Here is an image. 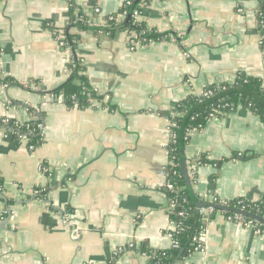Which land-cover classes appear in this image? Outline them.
Here are the masks:
<instances>
[{
  "label": "crops",
  "instance_id": "crops-1",
  "mask_svg": "<svg viewBox=\"0 0 264 264\" xmlns=\"http://www.w3.org/2000/svg\"><path fill=\"white\" fill-rule=\"evenodd\" d=\"M123 2L0 0V79L10 80L0 119L45 126L32 150L0 128V264H147L141 245L171 248L177 223L162 188L175 107L240 72L264 87L259 0H151L140 20L168 35L136 47L131 32L95 30L105 16L122 20ZM75 63L98 96L84 108L52 93ZM183 155L199 201L264 208V121L254 112L209 119ZM202 155L214 163L198 164ZM210 214L202 249L177 264H264L263 231Z\"/></svg>",
  "mask_w": 264,
  "mask_h": 264
},
{
  "label": "trees",
  "instance_id": "trees-1",
  "mask_svg": "<svg viewBox=\"0 0 264 264\" xmlns=\"http://www.w3.org/2000/svg\"><path fill=\"white\" fill-rule=\"evenodd\" d=\"M150 4L151 0H125L122 5L123 19L118 20L114 15L105 16L102 26L95 28V30L109 34L118 30L134 31L138 34V40L142 44L164 40L168 34L147 29L141 20L140 22L134 21L133 13L135 11L144 13V9L149 7ZM259 4L258 28L262 35L261 47L264 50V0H259ZM85 27L87 25H83V28ZM72 38L67 36V41L70 42ZM83 71V66L75 63L74 69L66 82L52 92L55 96L62 94L63 102L69 107L84 108L90 99L98 98L96 93L90 88ZM0 83L10 84V80L7 78L0 79ZM205 92L208 95L204 96ZM238 106L254 112L264 121V87L260 79L240 72L233 82L211 84L205 87L202 93L189 95L175 107L174 111L181 113V116L171 118L174 125L171 127L173 139L169 149L173 165L168 169V177L173 188H162L169 203L174 204L171 207L170 216L177 223L176 230L172 232L175 246L169 249H152L147 245H141L139 251L147 257V264H177L178 261L195 251L197 243H203L201 234L204 229V218L209 219L211 214L207 216L201 215L199 209L220 203H210L208 200L199 201L196 195L191 192V189L187 188L186 178L183 176L181 169V162L184 159L182 157L183 150L189 141V135L192 130L201 128L209 119L222 113L233 111ZM32 121L31 129L34 128V122L38 120ZM1 125L4 124L0 121ZM11 127L12 124H6V128ZM21 128L25 127L22 126ZM37 132L38 130L34 128L30 134V144L35 145V147L40 144ZM242 157L246 158L247 156ZM197 162L200 165L214 163L204 155L200 156ZM238 201H227L226 206L241 210ZM200 203L205 205L199 206ZM242 203L245 204L243 211L264 219V208L261 204L244 201ZM214 210L219 211L225 217H233L235 215L232 210ZM179 212H183V215H178ZM239 216L244 221L253 220L247 216ZM194 237L197 238V242L194 241Z\"/></svg>",
  "mask_w": 264,
  "mask_h": 264
},
{
  "label": "built area",
  "instance_id": "built-area-1",
  "mask_svg": "<svg viewBox=\"0 0 264 264\" xmlns=\"http://www.w3.org/2000/svg\"><path fill=\"white\" fill-rule=\"evenodd\" d=\"M124 1H125V0H124ZM95 11L98 12L99 10H98V9H95ZM142 14H143V13H141V12H139V11H135V12L133 13L134 21H135V22H140V18H141V16H142ZM123 16H124V14H123ZM138 38H139L138 34L135 33L134 31H132V32L130 33V36H129V42H130V44H131L132 47H136L137 45L142 44V43L139 42ZM168 39H169V40H172V41L175 40V39H174V36H172V35H169V36H168ZM146 44H147V43H146ZM0 84H1V83H0ZM2 84H6V83H2ZM6 85H7V84H6ZM200 93H202V91H201ZM206 95H208V93L205 92V93H204V96H206ZM56 97H57V99H58L59 101H61V102L63 101V95H62V94H59V95H57ZM0 121L4 124V125H1L0 128H4L5 130H7V133H9V134H13V135H15L19 140H21V141L27 143L28 148H29L30 150H32V149L35 148V145L30 144V134L33 132L34 128H35L36 130H38L37 134H38V136H39V140L42 139V136H43V134L45 133V126H44V123H43L42 120L35 121V122H34V128H32V129H31V127H30V126H31V123L33 122L32 120H29V121L27 120V121H25V122H18V121H15V120L10 119L9 117H5V118H3V119H0ZM8 123L12 124V127H11V128H6V124H8ZM173 125H174L173 123H170V125H169L170 128H171ZM22 126H24L25 128H21ZM172 137H173V135H172ZM171 165H173V163H172ZM41 170H42L43 172H47V171H48V169H47V167H46L45 165H41ZM163 187H166V188H168V189H172V188H173L172 184H171L170 181H169L168 174H167L166 182H165V184H164ZM33 193H34V195L37 196V195L42 194V193H43V190H42V189H37V190H34ZM208 201H209L210 203L218 202V203H220V204H222V205H226V202H227V201H225V200H221V199H219V198H217V197L209 198ZM238 203H239V205L241 206V210H243V208L245 207V204L242 203V200H239ZM169 204H170L171 207L174 206L173 203H169ZM3 212H4V214L8 215V214H10L11 210L6 208ZM213 212H214V209H213L211 206H208V207H202V208L199 209V213H200L201 215H204V216H207V215H209L210 213H213ZM178 215H183V212H179ZM239 215H240V214H236V213H235V215H234L233 217H227V218L230 219V220L242 221V222L247 223V224H249V225L255 226V228H256V232H257V233H259L260 231H263V234H264V223L259 222V221H253V220H250V221H244ZM263 216H264V214H263ZM62 218H63V219H62L63 223L68 224V223L70 222L69 215L67 214V212H63V214H62ZM262 224H263V225H262ZM176 228H177V227H176ZM175 230H176V229H174L173 231H175ZM170 236H171V238H172V233L170 234ZM194 241L197 242V238H196V237H194ZM174 246H175V242H174L173 239H172V247H174ZM201 249H202V244L197 243V245H196V247H195V251H197V250H201ZM118 252H119V250L115 251V252H114V256H117V255H118Z\"/></svg>",
  "mask_w": 264,
  "mask_h": 264
},
{
  "label": "water",
  "instance_id": "water-1",
  "mask_svg": "<svg viewBox=\"0 0 264 264\" xmlns=\"http://www.w3.org/2000/svg\"><path fill=\"white\" fill-rule=\"evenodd\" d=\"M182 157H184V155L182 154ZM181 169H182V172H183V176L186 178V183H187V188H189L190 186V180L188 178V171H187V166H186V161L185 159H182V162H181ZM202 205H205V204H199V206H202ZM213 209H219V210H232L234 213L236 214H240V215H243V216H247V217H250L251 219L253 220H256V221H259V222H262L264 223V219L263 218H260L258 216H255L253 214H250L248 212H245L243 210H238V209H233V208H230L229 206H226V205H222V204H217V205H210ZM211 217H214V214L211 215Z\"/></svg>",
  "mask_w": 264,
  "mask_h": 264
}]
</instances>
